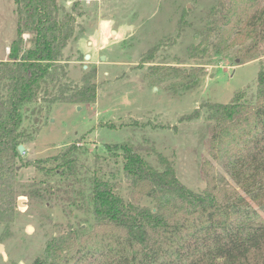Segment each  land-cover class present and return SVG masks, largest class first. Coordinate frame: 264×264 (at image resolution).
<instances>
[{
	"label": "rangeland",
	"instance_id": "rangeland-1",
	"mask_svg": "<svg viewBox=\"0 0 264 264\" xmlns=\"http://www.w3.org/2000/svg\"><path fill=\"white\" fill-rule=\"evenodd\" d=\"M59 1L70 9L75 0ZM80 1L84 15L77 25L84 33L65 50L66 66L78 84L86 71L94 73L97 100L58 102L47 111L42 93L25 108V152L17 162L12 209L0 199V264H31L49 239L81 225L89 229L95 171L118 183L131 200L123 160L108 153L107 143L149 140L175 162L178 178L198 192L212 174L225 175L234 185L222 163L225 148H217L214 158L205 105L228 103L239 91L255 96L264 40L246 34L217 53L218 34L207 39L204 33L219 16L210 17L218 0ZM15 7L14 0H0V61L9 58L17 36ZM24 37L29 47L31 34ZM196 111L199 117L188 120ZM73 143L80 147L76 175L55 173L50 168L56 162L45 160ZM145 157L161 166L154 155ZM141 203L155 204L146 197Z\"/></svg>",
	"mask_w": 264,
	"mask_h": 264
},
{
	"label": "trees",
	"instance_id": "trees-1",
	"mask_svg": "<svg viewBox=\"0 0 264 264\" xmlns=\"http://www.w3.org/2000/svg\"><path fill=\"white\" fill-rule=\"evenodd\" d=\"M14 1L17 36L9 58L0 61V199L8 210L16 198L25 108L42 93L47 111L58 102L91 104L98 96L92 71L78 84L69 79L66 66L65 50L84 33L77 25L84 15L81 1L75 0L70 9L59 0ZM218 3L210 17L219 16L204 33L207 39L218 34L217 53L246 34L264 40V0ZM26 32L31 34L29 47ZM205 106L214 158H219L217 148H225L222 163L234 185L225 175L212 174L198 192L178 178L175 162L149 140L107 143L108 153L123 160L131 200L124 198L118 183L95 171L91 227L81 225L49 239L31 264H264V67L254 97L239 91L228 103ZM196 117L199 111L187 119ZM79 149L73 143L45 161L56 162L50 168L55 173L74 177ZM147 154L161 166H154ZM144 197L154 206L142 204Z\"/></svg>",
	"mask_w": 264,
	"mask_h": 264
},
{
	"label": "water",
	"instance_id": "water-1",
	"mask_svg": "<svg viewBox=\"0 0 264 264\" xmlns=\"http://www.w3.org/2000/svg\"><path fill=\"white\" fill-rule=\"evenodd\" d=\"M91 58L90 54H86L85 59L89 60ZM85 67L87 68V65H85ZM19 151L20 153H24L25 152V146L23 144L19 145Z\"/></svg>",
	"mask_w": 264,
	"mask_h": 264
}]
</instances>
